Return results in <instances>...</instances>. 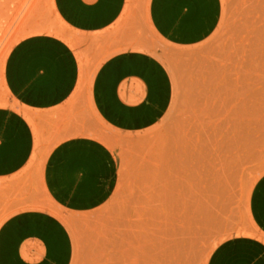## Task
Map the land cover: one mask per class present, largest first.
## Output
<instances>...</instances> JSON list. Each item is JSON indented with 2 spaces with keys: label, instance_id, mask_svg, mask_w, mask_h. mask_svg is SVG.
Returning a JSON list of instances; mask_svg holds the SVG:
<instances>
[{
  "label": "rangeland",
  "instance_id": "obj_1",
  "mask_svg": "<svg viewBox=\"0 0 264 264\" xmlns=\"http://www.w3.org/2000/svg\"><path fill=\"white\" fill-rule=\"evenodd\" d=\"M134 2L127 22L93 36L69 30L51 0H0V106L17 108L3 80L12 47L37 34L61 38L78 51L85 71L64 115H82L86 135L107 145L118 163L110 199L72 217L43 189L42 150L0 180V225L29 209L55 215L72 237V264H208L233 239L264 247L252 212L256 195L264 202V0H221L217 28L190 47L158 37L147 22V1ZM116 37L131 46L113 47L109 39ZM127 49L156 57L172 85L162 117L133 134L104 124L89 98L100 63ZM23 114L31 121L32 113Z\"/></svg>",
  "mask_w": 264,
  "mask_h": 264
},
{
  "label": "crops",
  "instance_id": "obj_2",
  "mask_svg": "<svg viewBox=\"0 0 264 264\" xmlns=\"http://www.w3.org/2000/svg\"><path fill=\"white\" fill-rule=\"evenodd\" d=\"M134 1L51 0L69 30L93 36L110 32L122 19L127 22ZM146 1L145 15L152 31L178 47L206 40L222 13L221 0ZM126 42V38L109 39L113 47L131 46ZM84 72L78 51L65 40L48 33L20 40L7 56L3 71L17 108L0 106V180L17 175L47 148L43 189L57 209L72 217L103 206L118 184L112 150L86 135L82 115L70 118L62 110L78 90ZM171 94L162 62L132 49L109 54L92 75L89 88L99 119L124 134L156 123L167 110ZM23 111L33 114L31 121ZM252 212L264 230V202L259 195L252 201ZM73 257L69 229L47 211H19L0 225V264H72ZM208 264H264V247L251 239H233L218 247Z\"/></svg>",
  "mask_w": 264,
  "mask_h": 264
}]
</instances>
